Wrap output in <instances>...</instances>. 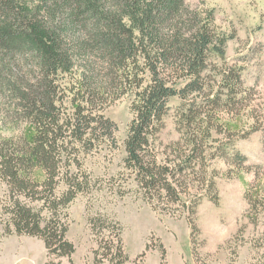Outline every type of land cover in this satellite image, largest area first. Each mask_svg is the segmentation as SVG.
I'll return each mask as SVG.
<instances>
[{
  "label": "trees",
  "instance_id": "1",
  "mask_svg": "<svg viewBox=\"0 0 264 264\" xmlns=\"http://www.w3.org/2000/svg\"><path fill=\"white\" fill-rule=\"evenodd\" d=\"M230 38L215 26L213 12L193 9L186 0H0L4 233L41 240L47 264H62V258L75 264L65 211L90 190L81 156L117 146V125L104 112L124 97L131 98L133 113L124 168L144 199L162 212L187 210L190 218L203 197L217 202L213 177L208 194L189 204L184 196L202 175L211 146L210 104L220 106L221 94L227 96L224 106L248 100L242 68L211 59L226 55ZM216 69L218 92L206 105V77ZM173 98L189 103L179 113V140L161 153L159 134ZM23 124L34 133L5 135ZM62 183L66 190L58 193ZM247 200L250 210L264 212V197L249 194ZM103 221L109 220L89 223L95 231ZM116 225L109 241H98L96 264L129 261Z\"/></svg>",
  "mask_w": 264,
  "mask_h": 264
},
{
  "label": "rangeland",
  "instance_id": "2",
  "mask_svg": "<svg viewBox=\"0 0 264 264\" xmlns=\"http://www.w3.org/2000/svg\"><path fill=\"white\" fill-rule=\"evenodd\" d=\"M186 2L193 9L214 13L215 26L231 38L226 55H215L211 57L212 62L221 65L226 60L230 66L242 68V79L249 89L244 103L224 106L227 96L221 94L220 106L210 104L213 110L209 108L207 125L212 129L211 146L201 167L202 175L193 180L194 184L192 182L184 196L189 204L197 198L194 196L208 194V181L213 177L218 200L203 197L197 212L190 218L187 210L162 212L144 199L134 177L124 168V143L133 119L132 100L124 97L104 112L117 125V146H104L101 151L81 156L82 173L89 177L90 190L79 194L65 211L68 214L67 239L76 249L71 257L75 264H96L94 251L98 241H109L110 234L114 236L118 231L116 223L122 229V245L129 258L126 264H264V212L250 210L247 200L249 194L253 198L264 197V0ZM216 73L217 69L212 70L206 77L205 95H210V99L204 101L206 105L218 92L216 82H220V78ZM188 103L180 98L171 99L164 119L165 128L159 134L163 145L161 153L179 140L177 121ZM22 130L34 133L23 124L15 132L6 131L5 135L20 136ZM171 152L168 150L174 157ZM0 189V196L5 199L4 187L0 185ZM65 190L62 183L57 191ZM34 206L40 207L39 204ZM98 217L109 221L101 222L93 231L89 220ZM5 221L0 212V264H47L50 261L41 240L6 235ZM59 261L70 264L68 258ZM102 264L111 262L106 260Z\"/></svg>",
  "mask_w": 264,
  "mask_h": 264
}]
</instances>
